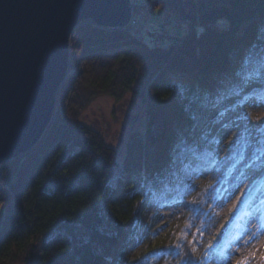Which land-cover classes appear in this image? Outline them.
I'll list each match as a JSON object with an SVG mask.
<instances>
[{
    "label": "trees",
    "instance_id": "trees-1",
    "mask_svg": "<svg viewBox=\"0 0 264 264\" xmlns=\"http://www.w3.org/2000/svg\"><path fill=\"white\" fill-rule=\"evenodd\" d=\"M152 7L179 32L150 29L143 37L83 22L72 33L73 72L48 134L0 165L7 207L0 264H208L225 202L264 164V116L243 109L264 103V0ZM219 19L226 28L215 25ZM126 93L142 104L143 127L118 163L101 133L79 118L92 99ZM213 107V120L226 110L243 120L222 155L206 122ZM175 204L184 208L158 224L159 212ZM229 219L222 229L230 238Z\"/></svg>",
    "mask_w": 264,
    "mask_h": 264
},
{
    "label": "water",
    "instance_id": "water-1",
    "mask_svg": "<svg viewBox=\"0 0 264 264\" xmlns=\"http://www.w3.org/2000/svg\"><path fill=\"white\" fill-rule=\"evenodd\" d=\"M130 15L128 0H0V165L33 149L54 119L76 26L123 27Z\"/></svg>",
    "mask_w": 264,
    "mask_h": 264
},
{
    "label": "rangeland",
    "instance_id": "rangeland-1",
    "mask_svg": "<svg viewBox=\"0 0 264 264\" xmlns=\"http://www.w3.org/2000/svg\"><path fill=\"white\" fill-rule=\"evenodd\" d=\"M131 1L132 0H129V7L131 10L129 21L122 28H119L124 32H128V29L134 27V16L138 14L139 9H141L139 13L144 10V4L146 3V0H138L137 8L133 9ZM132 2H134V0ZM137 21L138 20L135 22L137 23ZM219 21H223V23L220 24ZM83 22H89V24L93 27L100 26L94 24V22L90 20L82 21L78 25ZM175 24L178 25L174 20L162 17L160 14H158V12H156V9L152 7L150 11L146 9L143 15V21L136 26L137 28L135 29L138 31H135V33L131 34L139 35L141 33V36L144 37V35H147L150 29H155L156 31L161 30L173 35L180 30V28L175 26ZM215 25L220 29L227 27L226 21L222 19L217 20ZM181 26L183 25L180 24V27ZM113 28L114 27H111V29ZM197 31H200V28H198ZM166 39L167 37L165 36L159 42L163 47L167 46ZM146 40L149 43H153L154 39L146 38ZM68 47L70 56V46L68 45ZM69 66L70 65L68 61V70H72L69 68ZM66 82L67 80L62 84V86ZM216 109V107L211 108L206 122H208V125L210 124L211 131L217 133L220 136L219 152L220 155H222L226 150L225 146L228 145L232 136L237 133L238 127L241 126L243 120L239 121L237 114L231 111H226L223 115H221L218 121L213 120L212 117L215 115L217 111ZM243 109L250 111V115L252 116H257L258 118L264 116V103L258 104L255 102H249ZM142 116L143 107L140 101L133 93H126L119 101H115L113 98L106 95H101L92 99L89 101L88 105L80 115L79 121L86 127L98 130L103 136L105 144L113 148L116 152L118 163H121L125 154V144L129 136L136 130H142ZM216 116L219 115H215V117ZM48 130L49 129L47 128L40 141L45 139L46 135L48 134ZM260 176H262V169L253 173L250 177H247L235 190L232 198H230L228 202H225V208L220 213V219L215 224V227L211 233V238L213 241L221 232L220 229L223 227V220H226L228 213H230L235 208L237 199H239L247 189H250L251 183H253ZM13 180L14 178H11L10 181ZM5 188H7V185H5ZM2 195L3 193L0 190V199ZM257 195H259V193ZM183 208L184 206L182 204L163 208L159 212V216L161 218L158 220V224H160L163 219H172L175 217L176 213L180 212ZM6 210L7 207L3 203H0V218L3 217L4 213L7 212ZM248 213L250 214V218H247L244 221V229L239 230L240 232L235 234L232 241L229 242L230 246L227 248L229 249L226 253L227 256L225 258L222 257L221 259L216 260V262H213V264H233L234 262H237L238 264H261V261L264 258V207L260 208L259 212L257 210L256 213Z\"/></svg>",
    "mask_w": 264,
    "mask_h": 264
},
{
    "label": "built area",
    "instance_id": "built-area-1",
    "mask_svg": "<svg viewBox=\"0 0 264 264\" xmlns=\"http://www.w3.org/2000/svg\"><path fill=\"white\" fill-rule=\"evenodd\" d=\"M133 1V0H132ZM131 1V2H132ZM150 0H146V5H147V3L149 2ZM135 2L136 1H134L133 3L135 4ZM138 3V2H137ZM141 9H139V11H140ZM139 11H138V14L137 15H135L134 16V20H133V22L135 23L133 26V28H131V29H128V32H130V33H135V31L137 32L138 30L137 29H135V28H137L136 26L140 23V22H142L143 21V15H144V13H145V11H146V9H144L143 11H141L140 13H139ZM136 20H138L137 21V23L135 22ZM95 24V23H94ZM79 25H77V27H78ZM99 28H103V29H110L111 27H104V26H99ZM115 29H118L117 27H114ZM122 28V27H121Z\"/></svg>",
    "mask_w": 264,
    "mask_h": 264
},
{
    "label": "bare ground",
    "instance_id": "bare-ground-1",
    "mask_svg": "<svg viewBox=\"0 0 264 264\" xmlns=\"http://www.w3.org/2000/svg\"><path fill=\"white\" fill-rule=\"evenodd\" d=\"M129 1V0H128ZM134 1H136L135 2V4L133 3V2H131V4H132V8L133 9H135V8H137V5H138V0H134ZM155 1L156 0H150L148 3H147V5H145L144 4V9H147V10H149V8L151 7V5H153L154 3H155ZM143 5V4H142ZM220 20V19H219ZM223 20V19H222ZM217 22V21H216ZM219 23L221 24V23H223V21H219ZM69 42H70V39H69ZM57 106V105H56ZM56 109V108H55ZM54 116H55V113H54Z\"/></svg>",
    "mask_w": 264,
    "mask_h": 264
}]
</instances>
